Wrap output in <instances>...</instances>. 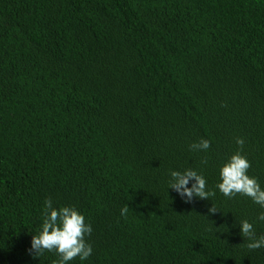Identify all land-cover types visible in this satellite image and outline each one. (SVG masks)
<instances>
[{
  "label": "trees",
  "instance_id": "trees-1",
  "mask_svg": "<svg viewBox=\"0 0 264 264\" xmlns=\"http://www.w3.org/2000/svg\"><path fill=\"white\" fill-rule=\"evenodd\" d=\"M236 138L264 188V0H0V264H56L28 251L46 198L92 225L70 264H264L238 225L264 209L167 190H215Z\"/></svg>",
  "mask_w": 264,
  "mask_h": 264
},
{
  "label": "clouds",
  "instance_id": "clouds-1",
  "mask_svg": "<svg viewBox=\"0 0 264 264\" xmlns=\"http://www.w3.org/2000/svg\"><path fill=\"white\" fill-rule=\"evenodd\" d=\"M237 150L228 156L219 167L218 180L214 189L209 188L202 172L188 168L182 171L169 170L167 173V190L171 189L184 203H191L194 199L208 200L215 197L217 191L225 198L232 199L237 195L247 197L260 209H264V188L260 182L248 174L251 167L247 157L242 154L245 141L236 138ZM210 142L200 139L189 145L190 151L207 153ZM202 164L206 161L202 160ZM127 206L121 209V215L127 212ZM217 210L212 205L209 214ZM42 224L36 235L30 241L29 253L37 257L45 251L54 252L58 257L56 264H70L79 259L86 261L93 253L92 245L86 242V237L92 233V225L85 222V216L73 206L54 208L50 198H46L42 208ZM257 221L264 222V211L256 217ZM239 234L248 240L250 250L264 248V235L257 236L253 224L247 219L238 223Z\"/></svg>",
  "mask_w": 264,
  "mask_h": 264
}]
</instances>
